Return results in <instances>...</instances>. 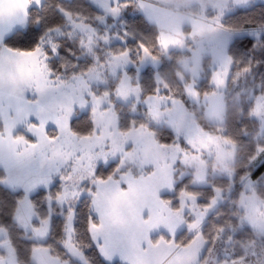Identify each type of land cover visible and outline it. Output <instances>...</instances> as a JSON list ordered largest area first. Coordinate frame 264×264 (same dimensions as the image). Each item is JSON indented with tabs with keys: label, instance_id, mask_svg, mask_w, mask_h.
<instances>
[{
	"label": "rangeland",
	"instance_id": "374dc122",
	"mask_svg": "<svg viewBox=\"0 0 264 264\" xmlns=\"http://www.w3.org/2000/svg\"><path fill=\"white\" fill-rule=\"evenodd\" d=\"M43 1L44 0H42V2ZM221 2L222 0H137L135 7L129 6V8L136 11L140 10V12L143 11L147 19L150 20L149 22L162 31V35L179 38L181 40L180 44H170L167 48L161 49L163 51L162 55L167 54L171 50H179L189 54H187L188 56L185 59H179L180 61L177 62V65L182 70L177 76L178 82L182 85H191L197 90L200 85L199 83L203 80L201 66L205 59H208L212 77L217 72L221 74L225 72L229 73L225 83L221 86H216L214 82H212L211 77L209 82L210 90H208L210 93L209 96H199L195 100L187 97L192 104L196 105L198 110H202L201 119L211 124L222 125L226 112V101H228L230 97L232 100H236L238 97L242 96V104H248L249 100L252 101L253 112L255 114L254 120L258 123L259 131L261 127H264V95H255L259 91H256L252 86L249 87L247 81L251 73L248 74L247 77L241 74L240 77L234 81L236 73L233 72V63L231 65L228 64L227 50L235 39H239L246 35L254 38L259 37L264 32V28L232 30L226 27L228 29L227 31L210 30L209 18L220 14L222 10L220 6ZM90 3L94 8L99 10V14L90 13L87 9H83V14H79V12L75 15L79 14V20L90 25L91 28L95 30L94 32L89 31L88 28H85L83 31L73 28L66 20V25L61 29V34L58 35L56 31H53L51 35L52 39L58 42L59 46L61 42L70 40L78 43V40L83 39L85 43H88L89 37H91L92 50H85H87L88 54L93 58L92 64L94 70L87 75H82V78L79 80L72 79L71 76H65V74H63L64 76L62 78L67 81V85L49 87L39 98H37L34 92L28 90V83L31 81L7 82L3 89L0 90V134H3L4 137V139L0 141V148L9 145V132L12 136L24 134L29 139H34V137L26 131V124L35 120L37 106L35 104L25 105L23 104V100L39 99V106L46 108L49 115H51L53 111L58 110L61 106L70 104L73 109L70 119L71 122L74 118L83 113H90L93 107V101L91 97H89L88 92L91 91L96 96L100 97V105L97 114L93 118L96 135L100 137V139H93L91 141L73 139L70 144L64 146V150H74L76 155H80L83 151L95 154L101 151H108L113 144L119 146L123 143L124 150L132 153L125 159V164L121 167L120 174H118V178L121 179L122 187L125 183H132L134 186V198L127 205L123 206V210L129 213L138 205L143 204L144 215L146 216L148 214V206L153 204L154 192L160 199L170 200L173 206H177L179 203V192L181 190H187L197 194V202L203 205L207 204L209 199L214 195V188L219 187L223 189V198L217 205L210 209L202 221V231L211 242V236L214 234L216 226L224 225L226 221H231L232 224L236 223L231 213L234 211V201L238 198L243 185L240 178L237 180V172L233 169L235 151L231 152V154L221 153L219 155L213 151L212 154L209 155L206 150L201 148L200 151L202 155H200L199 159L184 161L182 160L181 154L175 148L158 149L153 145L154 140L166 143L160 140V137H164V140H167L169 137L168 133L162 132L157 135L149 130L137 129L127 131V136L120 135V133H123L119 127L120 118L115 113L111 94L114 93V100L116 103L126 104L127 108L136 107L138 105L137 102L140 101L137 99L136 93L129 91L126 95H117L115 90L126 86L131 88L129 86L131 81H138L140 73L148 67H154L156 69L160 67L162 65V59L158 58L155 62L151 59H145L143 63H141L140 59L137 63H133L131 59L129 63L113 61V54L125 48L130 50V54L136 50V46H131L130 44L133 41V37L126 30L128 17L123 13L125 8L121 10L118 16H112L98 5L97 0H90ZM226 3L227 9L221 16L222 24L227 16L240 9L248 8L250 5L264 4V0H247L244 4H235L233 0H226ZM72 19L76 21L77 16H72ZM138 42L144 43L145 41H137V43ZM45 47L47 48V45ZM133 54L138 58L137 50ZM53 56L57 55H52L50 52V67H52L51 61L53 60ZM0 59H2L4 63L8 62L7 57ZM76 64L67 62L66 65H63L64 72L66 73L67 70L74 72L79 70V68L80 72H82L88 68L86 65L78 67ZM158 82L163 84V80L160 76H158ZM173 90L175 93H181L179 88L174 87ZM105 92L108 93L107 96L104 95ZM140 97L141 95L139 93V99ZM82 101L87 102L83 108L80 106ZM129 102H134L136 104ZM142 103L147 108V114L145 113V116L148 124L164 126L172 131L173 140L170 143H179L182 147H187L185 138H188L199 146L201 140L207 139L204 133H207L208 136H213L193 121V118L186 111L184 105L182 108L174 110L170 102L167 104V107L161 104L159 107V115L152 118L148 115L147 104L144 101H142ZM26 111L30 113L28 119L25 118ZM101 113H104V115H101ZM46 131L49 135L56 134V127L51 121L46 125ZM177 134L179 137L176 136ZM257 137H259L260 143L264 144V134H261L259 131ZM88 145H91V147H88ZM12 147L15 148L17 152L20 151V146L13 145ZM133 149L134 151H132ZM50 155L51 153L47 150L43 153L36 151L30 158L31 162L28 163L26 167H12L7 158H0V171L3 173L0 177V184L12 192H22V199L27 196L33 204V198L38 197L41 192H44L43 196L39 197L41 205L44 206V210L39 212L42 215H49V205L48 201L45 199V195L49 193L54 194L58 191L60 181L59 178L56 177L55 181L48 188H45L40 184V180L45 175H51L55 178L57 168H59L60 172L70 171L72 165L71 158L67 162H63L59 157L50 161L44 159L45 156ZM121 155L122 153L117 151L115 156L110 155L108 157L107 163H104L102 158L98 159L96 161L97 169L100 167L106 168L110 164L117 165ZM262 155L263 154H257V159L253 161V163L256 162L254 163L255 165L260 162L259 157ZM18 159H23V157H18ZM169 165L171 169L166 180H161L158 177L152 181L144 179L148 173ZM233 171H235V174L230 178L229 173ZM251 173L252 172L247 174H249L251 181L257 185V189L255 194L249 193L248 199L244 201L246 205L250 204L257 196H264V175L262 179H253ZM201 175L203 176V180H198L197 177ZM168 183L172 184V189L167 187ZM32 184H35L37 188H34L28 193H25L23 188H17L18 186L23 187ZM161 184L164 186L161 187ZM206 189H210L211 193L205 191ZM196 190L199 191L196 192ZM83 202H85L84 204L88 203L86 197L82 198L75 205L74 227L77 224L76 209ZM27 206L28 205L23 201L18 205L16 218L19 225H24L26 223L22 212ZM236 211L240 212V214H244L242 207L238 206ZM65 213L66 206L62 208L55 203L51 205L50 233L45 243L48 242L51 236L53 224L58 222V220H56L57 218L63 221L61 231L63 233ZM166 214L167 213H163V215ZM185 215H190L187 208H185ZM190 218L191 217H189V219ZM227 234H232L235 240H240L251 235V232L249 230V232L243 235L239 232L226 233V235ZM160 235H164L165 237L168 236L163 226L150 232V236L153 240ZM189 238H191V233L188 232L186 226L177 229V240H186ZM57 246L60 250L55 251V253L64 254L65 250L61 243H59V245L57 244ZM236 247L235 241L231 244L218 241L214 246V252L208 258V264H213L214 257L218 260L231 259L233 250ZM65 254L67 255V253ZM43 255L44 254L41 252L35 253L36 264H41ZM115 259L117 260L114 264H120L119 258L115 257ZM67 260L69 264H81L78 259L69 255H67ZM261 261H264V257L259 255L250 257L251 264H261ZM104 262L108 264V262Z\"/></svg>",
	"mask_w": 264,
	"mask_h": 264
},
{
	"label": "snow or ice",
	"instance_id": "6c2138e0",
	"mask_svg": "<svg viewBox=\"0 0 264 264\" xmlns=\"http://www.w3.org/2000/svg\"><path fill=\"white\" fill-rule=\"evenodd\" d=\"M137 0H97L98 5L112 16H118L122 9L129 6L135 7ZM247 0H233L235 4H244ZM42 0H15V3L5 5L3 0H0V58L7 57L8 62L4 63L0 59V90L3 89L7 82H24L28 83V90L34 92L39 98L47 88L56 86H65L67 81L50 67L49 50L52 55H57L59 48L58 42L52 39L51 33L56 31L61 34L59 27H50L39 39L33 42L34 38L31 35L30 24H40L39 17L33 18L31 10L33 8H41ZM221 12L214 17H210L209 28L212 31L228 29L221 23V16L227 9L226 0L221 2ZM63 16L71 27L83 31L88 28L89 31L95 30L87 25L86 22L79 20L80 15L77 14V20L73 21L72 13L61 10ZM19 13H22L21 16ZM22 25L17 27L16 25ZM26 25V26H24ZM258 35V34H255ZM106 39V38H105ZM227 39V38H226ZM79 46L82 49L91 51L92 39L89 37L88 43L83 39L78 40ZM157 46L167 48L170 44H180L179 38H173L165 35H158L156 40ZM31 45V46H29ZM47 45V48L45 47ZM137 56L141 63L145 59H151L153 62L157 60V56L153 50L145 43L138 42L136 46ZM112 60L116 62H130V50L125 48L118 53L113 54ZM228 64L233 63V59L227 56ZM93 64L87 70L80 73L70 74L72 79L79 80L82 75H87L93 71ZM251 66L245 65L239 68L235 79H238L241 74L247 77L251 73ZM228 72L223 74L217 72L212 77V82L216 86H221L225 83ZM117 95H126L131 91L137 94L139 100L140 89L128 88L127 86L121 89H116ZM214 94V93H211ZM89 97L93 101V107L90 110V116L95 117L100 105V97L93 92H88ZM108 95L107 92L104 93ZM180 95H185L190 99H197L201 93L191 85L184 87L183 92L175 93L167 84L163 89L159 86L155 87L151 94L144 97V102L148 107V115L155 118L159 115V107L170 102L173 109L183 107V102L179 98ZM205 97L210 93L205 91ZM256 95H264V90H260ZM86 101L81 102V107H85ZM23 104L37 106L35 120L26 124V131L31 134L34 139H29L26 135L12 136L8 133L10 141L7 147L0 148V158H7L12 167H26L31 162L30 158L33 153L45 150L51 153L50 156H45L44 159L52 160L59 157L63 162L72 160L71 170L60 172L56 169V176L45 175L40 184L48 188L56 179L59 178V190L54 194H46L45 199L49 205V215H42L38 212L34 204L25 196V198L17 202L18 206L22 201L28 206L23 209V216L26 223L19 225L15 213L13 220L16 225L34 241L27 251V257L21 258L17 247L12 241L8 231L4 227H0V264H36V252L43 253L41 264H69V261L63 258L59 253H54L53 246L46 244L45 241L50 233V213L51 205H56L64 208L63 238L60 241L67 255L78 259L81 264H89L88 259L84 255L85 245H81L76 239V229L74 227L75 205L82 198H87L90 215L87 219V233L91 243L108 264H114L118 257L120 264H208L209 256L214 252V246L218 241L225 244H231L235 241L237 247L233 250L231 259H220L214 257L213 264H251L250 257H264V196H257L250 204H244L248 199L249 193L255 194L257 185L251 181L249 174L245 173L240 176V181L243 185L239 192L238 198L234 201V211L231 215L235 218L236 223L226 221L224 225L216 226L214 234L211 236V242L202 231V221L215 205L223 198V189L214 188V195L209 199L207 204H199L197 202V194L181 190L178 194L179 203L177 206L172 205V201L160 199L155 192L153 193V204L148 206L147 215H144V205L140 204L129 212L123 210V206L127 205L135 196V190L132 183H125L121 186V179L118 174L121 172V167L125 164V159L132 153L125 151L123 143L119 146L113 144L108 151H101L92 154L87 151L76 155L75 151H65L64 146L70 144L73 139L79 141L99 140L96 135V129L91 127L90 132L79 135L72 130L70 119L73 109L70 104L61 106L58 110L53 111L51 115L48 110L39 106V99L23 100ZM249 117L254 119L252 101L248 102ZM104 115V113H101ZM29 112H25V118L28 119ZM51 121L56 127V134L49 135L46 131V125ZM94 124V120H93ZM135 125V122L132 123ZM145 124L136 126L137 129H145ZM132 129L130 128L129 131ZM261 134H264V127L259 129ZM127 132L120 133L122 136H127ZM179 137V135H176ZM206 140H201L199 146L191 139L185 138L187 147H182L179 143H161L159 140H154L153 145L158 149L175 148L182 157V160L199 159L201 148L206 150L209 155L213 151L217 155L221 153L231 154L234 152L237 144L240 143L237 139L230 135L208 136ZM4 139L3 134H0V141ZM20 146V151L17 152L12 146ZM91 147V145H88ZM122 153L119 163L107 176L97 175V163L100 158L104 163L108 162V157L115 156L116 152ZM134 151V149L132 150ZM255 152L264 154V144L256 146ZM23 157V159H18ZM250 161H255L257 155L253 154ZM43 164V160H42ZM171 166H165L158 170H154L144 177L147 181H152L155 178L166 180L170 174ZM264 170V165L258 172ZM235 171L229 173V177H233ZM264 174V172H262ZM198 180H203V176H198ZM164 185L161 184V187ZM167 187L172 189V184L168 183ZM25 193L30 192L37 186L35 184L25 185L23 187ZM242 207L244 214L237 212V207ZM185 208L188 209L190 215H185ZM163 213H167L163 215ZM235 213V214H233ZM189 217H191L189 219ZM163 226L168 236L160 235L153 240L150 232L154 229ZM186 226L191 238L186 240H177V229ZM251 235L240 240H235L234 235L226 233L239 232L241 235L247 232ZM131 233V235H130ZM238 253V254H237ZM264 264V261H261Z\"/></svg>",
	"mask_w": 264,
	"mask_h": 264
},
{
	"label": "trees",
	"instance_id": "16d2710c",
	"mask_svg": "<svg viewBox=\"0 0 264 264\" xmlns=\"http://www.w3.org/2000/svg\"><path fill=\"white\" fill-rule=\"evenodd\" d=\"M42 5L41 8H33L31 10L32 17H39L40 19V24H30L31 35L34 38L33 42L39 41L40 37L50 27L64 28L66 19L61 10L71 12L72 16H76L75 14L79 12V14H83V9H87L90 13L99 14V10L92 6L90 0H44ZM123 13L128 17L126 30L133 37V41L130 43L131 46H137V41H145L144 43L153 50L157 59H162V65L157 69L154 67L146 68L140 73L138 81L133 80L129 83L131 88H136L138 86L140 89L141 97L139 100L141 102H137L138 105L136 107L127 108L126 104L116 103L114 100V93L111 94L115 113L120 118V130L122 132H127L130 128L132 130H137L136 126L145 124L147 126L146 130L157 135L162 132L168 133L169 137L167 140H164V137H160V140L169 144L173 140L172 131L164 126L148 124L145 116V113L147 114V108L143 105L142 101H144V97L152 93L155 87L159 86L163 89L165 84L172 90L175 87L179 88L180 92H183L185 86L178 82L177 77L182 70L177 65V62L185 59L189 54L179 50H171L167 54L162 55L163 51L156 43L157 36L162 35V31L149 22L150 20L147 19L143 11L131 10V8L127 7ZM223 24L225 27L231 28L232 30L264 28V4L250 5L248 8L240 9L227 16ZM135 51L136 50L130 54V59L133 63L139 61V58H136L133 54ZM227 54L233 59L234 73H237L242 66L251 65L252 70L247 81L249 87H254L256 91L264 90V32L259 37L255 38L246 35L239 39H235L229 45ZM67 62L77 63L76 65H78V67L81 65L89 67L92 65L93 58H91L87 50L82 49L77 42L70 40L60 43L57 56H53L51 65L55 72L62 75L65 74V76H70V74L73 73H80V68L74 72L67 70L65 73L63 65H66ZM201 67L203 80L199 83L200 85L197 90L201 93L200 96L203 97V93L210 90L209 82L212 77V71L209 69L208 59L203 60ZM158 76L162 78L163 84L158 82ZM179 98L182 100L186 111L193 118V121L206 132H209L210 135H230L240 142L237 144L235 150L233 164V169L237 172V180L241 175L250 172H252L251 177L253 179H262L264 175L262 172H264V170L258 172L257 169H260L261 166L264 165V154L259 157L260 162L257 165L254 164L256 162L253 163V161L249 159L253 154H258L255 152V149L256 146L261 144L258 139L259 137H257L259 134L258 123L256 120L249 117L247 112L248 104H242V96L238 97L236 100H232L230 97V99L226 101V112L222 125L211 124L201 119V109L198 110L196 105L192 104L187 96L180 95ZM133 122H135V125L132 124ZM70 126L72 130L76 131L79 135H84L90 132L91 127L94 126L93 117L90 116L89 112L83 113L74 118L70 122ZM115 167L116 164H110L106 168L100 167L97 169L96 173L100 176H107ZM1 174L3 173L0 171V177ZM197 191L199 190H196V192ZM205 191L211 193L210 189H206ZM43 194L44 192H41L38 197L33 198L34 205L38 212L44 210V206L41 205V200L39 198L43 196ZM22 197V192H12L0 184V227L7 229L21 258L26 259L27 251L34 241L31 240L13 220V214L15 213L16 215L18 209V206H16L17 202L21 200ZM84 203L85 202L81 203L76 209V240L81 245H85L84 255L88 259L89 264H106L94 245H92L87 233V219L91 213L88 208V203ZM56 220H58V222L53 224L51 236L46 243L53 246L54 253L60 250L57 244L59 245L63 238V233L61 232L63 221L60 218ZM60 255L67 259L65 253ZM21 264H24L23 259L21 260Z\"/></svg>",
	"mask_w": 264,
	"mask_h": 264
},
{
	"label": "crops",
	"instance_id": "0c3cea01",
	"mask_svg": "<svg viewBox=\"0 0 264 264\" xmlns=\"http://www.w3.org/2000/svg\"><path fill=\"white\" fill-rule=\"evenodd\" d=\"M3 2L5 3V5H8L9 3H12V4H14L15 3V0H3ZM21 16L23 15L22 13H19ZM17 27H20V26H22V25H19V24H17L16 25Z\"/></svg>",
	"mask_w": 264,
	"mask_h": 264
}]
</instances>
